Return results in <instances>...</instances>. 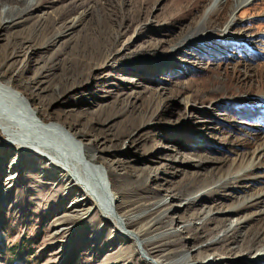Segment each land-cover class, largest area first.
<instances>
[{
	"label": "rangeland",
	"instance_id": "rangeland-1",
	"mask_svg": "<svg viewBox=\"0 0 264 264\" xmlns=\"http://www.w3.org/2000/svg\"><path fill=\"white\" fill-rule=\"evenodd\" d=\"M214 2L40 0L15 26L0 28V81L15 79L14 88L0 86L8 96L4 98L8 101L0 100V118L16 128V136L26 130L34 132L33 137L48 134L49 125L44 124L57 121L72 134L82 135L79 142L72 141L79 150L62 145L56 150L72 155L77 171L95 179L100 202L111 200L117 218L126 212L128 217L137 216L130 229L136 231L147 220L139 219L143 209L166 200L161 210L169 213L160 232L195 225L192 232L171 239L177 243L176 252L191 256L210 243L215 227L199 229L200 221L190 220L194 210L216 214L239 198L264 191V171L257 170L227 190L197 198L193 207H178L264 146V0H250L240 8L238 0H221L215 7ZM9 5L1 0L0 13ZM231 15L225 36L201 40V35L223 29ZM73 19L79 22L69 30ZM58 33L62 36L56 37ZM28 89L36 95L34 101L20 94ZM219 105H230L237 112L262 107V115L240 120L222 112ZM38 107L44 124L35 118ZM16 117L28 119V124ZM3 132L0 156L7 159L0 161V264L154 261L144 255L139 241L112 221H104V211L93 203L73 205L83 197L82 189L66 198L68 183L63 182L62 191L58 185L65 181V172L55 177L48 169L40 170L39 156L27 153L25 143H10ZM85 146L96 154L95 165L83 157ZM174 159L185 164L180 168ZM16 161L19 168L13 169L11 163ZM259 163L263 169L264 159ZM179 169L187 175H179ZM43 174L48 178L43 180ZM7 178H14L12 188ZM36 181L39 187L28 190V184ZM5 191L11 192L9 196ZM263 210L264 199L238 217ZM231 222L229 218L227 224ZM245 230L252 250L242 263L219 250L200 255L210 264H264V258L251 259L264 244V216ZM243 234L244 229L233 234L231 248ZM169 240L158 249L159 256L171 250L164 245Z\"/></svg>",
	"mask_w": 264,
	"mask_h": 264
},
{
	"label": "bare ground",
	"instance_id": "bare-ground-1",
	"mask_svg": "<svg viewBox=\"0 0 264 264\" xmlns=\"http://www.w3.org/2000/svg\"><path fill=\"white\" fill-rule=\"evenodd\" d=\"M3 1L6 4L10 3V5L9 7L4 8L2 12L0 13V28L2 30H8L12 28L13 26H15L18 23L17 21L24 14H26L31 9H35L40 2V0H32V1L3 0ZM220 1L221 0H215L213 6L215 7L217 4L221 3ZM249 1L250 0H243V1H240L239 3V0H238V5L236 6V8H240V7L247 5ZM12 3L17 5V7L11 6ZM77 21H78L77 19H73L70 21L68 25V27H70L69 30L77 27V24H76ZM232 22H233V16L231 15L229 22L223 27V29H221L220 31H217V33L216 32L205 33L201 35L202 37L201 40H206L209 42V41H212L213 39H216V37L218 38L219 36H225ZM61 36L62 34L58 33L56 37H61ZM177 49L179 48H174L173 51H176ZM14 83H15V79L8 81L6 83H2L0 81V86L11 89V88H14L13 87ZM30 90L31 89H28V91L27 90L22 91V93L20 94L22 96H25L26 99L28 98L29 101H34L36 95L32 93ZM4 92H5V89H4ZM5 97H8V96L7 95L5 96L2 92H0V100L2 103L3 101L4 102L8 101L7 98L4 99ZM41 112L42 111L39 109V107L34 109V115L37 120L41 118ZM15 119H17V121H20V122L24 121L23 119L18 118V117H16ZM24 122L25 124H28V119H26V121ZM40 122L44 124L43 121H40ZM44 125H47V126L49 125L48 134H45V135L43 134L42 136L37 135L33 137L32 135L34 134L33 132L34 130L32 131L33 132L32 135L31 133H29L30 130L28 132L26 130V131L19 132L18 136H16L14 133L16 128H13L12 127L13 125H11L7 121L0 118V130L2 129L5 132V133L3 132V136L7 138L10 143L12 142L19 143V141H20V144L25 143V147H26L25 151L27 153L37 154L41 161L45 160L46 164L41 161H39L40 163H36V166H38L40 170L48 169V171L49 170L51 171L52 176L53 175L55 176V174L61 173V171H64L66 179L65 181L58 182V185H60V191H62L63 190L62 187H64L62 185L63 182L65 186L68 183L69 187L65 188L67 189V191L69 190V193L67 192L66 198L74 196L75 191H77V189L79 188L82 189L83 197L81 199H78L77 201L75 200V203H73V205L83 207L84 205H87L89 202H91L93 203V205H95V208L98 209L99 212L104 211V213H102V216L104 215L106 217V218L105 217L103 218L104 221H108L107 223H110V221H112L115 225H118L120 229L126 232V235L128 237H131L132 239H136L142 244L144 248V252H145L144 255L148 257L149 259H154V261H151V262L146 261L148 264H196V263L197 264H210L211 261L209 259H204L203 258L204 256L202 257V255H200L205 250L206 251L217 250V252L219 250L220 252L222 251L223 255L237 256L238 263H242L243 256L249 255L251 253L252 247L249 245V241H248L249 231L245 229L248 228V226L252 222H255L259 220L261 217H263L264 210L259 211V212L258 211L254 212V214L251 213V214L242 215L240 217L238 216L244 213L245 211H247V209L249 208H254V207L259 206L261 203V200L264 199V191L261 193H256L254 195L245 197V198H239L236 203L230 205L229 207L222 208L216 214L212 212H205V213L198 214L197 210H194L191 213L190 220L198 219V221H200V224H198L199 229L200 227H204L206 225H210V224L215 225L214 229L211 232V234L214 235V237L210 241L209 244L207 243L206 246L196 249L197 256H191L189 255V253L183 252V251L176 252L175 248L177 246V243L176 241H171V239L173 238L179 239L181 235H184L188 232H192L193 230L196 229L195 225L194 226H184L183 230L179 232H175L171 230H165L164 232H160L161 225L168 218L169 212L165 210L164 211L161 210V207L166 204V200H159L155 202L152 206L148 205L146 209H143V211L140 213L139 219L141 217V219L147 218V220H145L143 225H140L136 231H130L131 227H133L137 223V220L135 222L134 221L132 222V219L137 216L128 217L129 214L127 212L125 215H123V217L120 216L119 218L113 215L112 213L114 212L110 209L112 201L109 200L105 204H102L100 202V199H99V195L101 194L100 189H99L100 187L98 186L97 182L94 183L95 179H93V177L91 176L88 177L82 172L77 171L78 169L75 168L76 164L73 163L71 159L72 155L67 156L63 153L57 152L58 150L56 148L57 145H58V148H59V145L60 146L62 145L63 147L66 146V147L71 148L73 151L79 150L75 142H72V141H78V139H82L83 136L78 133L72 134L70 128L65 129V126L58 121L55 123L44 124ZM20 136H24L26 139L23 141L21 140ZM29 139L31 140L29 141ZM69 140L71 141L72 144L69 142ZM2 152L3 151H0V155L1 154L4 155V153ZM83 155H84L83 157L90 163V165L96 164V161H97L96 154L87 146L83 148ZM5 157L6 158H3L0 156V161H3V160L5 161L7 159V156ZM17 158H19V155H17L16 160ZM263 159H264V146L260 149L255 150L251 155H249L247 160L244 159V162L241 164V166H238L237 168L235 167V169H231L230 171H228L214 185L209 186V187L205 186L203 189H200L197 196L195 195L187 196L186 199L182 200V203L178 205V207L182 209L193 207L194 204H196L197 202V198L209 197L212 194H217L221 190H227L229 189V187L233 185L235 181H239L242 178L248 177L254 171H257V170L264 171V168L260 169V166H259L260 164L259 162ZM173 162H174L173 164H175L176 166L180 168L183 166V164H185L179 159H174ZM52 166L53 168H51ZM11 167H13V169H18L19 162L16 161L15 163H11ZM194 167H197V166H194ZM183 173L187 175L185 171H182V169H179L178 174L181 175ZM37 177L39 178V176ZM46 177L48 178V175L46 174H43V176H41L43 180L46 179ZM13 182L15 183L14 178L6 179L8 188L9 187L12 188L10 183H13ZM38 187H39L38 181H36L35 183L28 184L27 186L28 190L30 191L37 189ZM4 193H7L6 194V197H7L9 196L11 192L9 193V191H5ZM115 197L116 195L113 194L112 199H114ZM116 210L118 212V209H115V212ZM236 217L237 219H235ZM229 218L232 220V222L227 224V221L229 220ZM183 219L184 217L181 218V220ZM57 226L58 224L55 225V227ZM240 229H244V234L240 237L239 236L236 237L235 247L231 248L230 246L233 245V243H231L230 239L233 236V234H236L237 231H239ZM150 234H153V235H150ZM168 239L170 240L164 243V245L168 246L171 250H168L162 256H159L158 249L163 247L162 243ZM191 240L194 241V239H191ZM221 245L223 246L222 248L219 247ZM254 252L255 253L251 257L252 260H255L258 262L261 259H263L264 258V244L260 246L258 249H255ZM191 259H194V260H191ZM119 261L124 262V260H119Z\"/></svg>",
	"mask_w": 264,
	"mask_h": 264
},
{
	"label": "trees",
	"instance_id": "trees-1",
	"mask_svg": "<svg viewBox=\"0 0 264 264\" xmlns=\"http://www.w3.org/2000/svg\"><path fill=\"white\" fill-rule=\"evenodd\" d=\"M188 71L192 74L195 72L191 69H189ZM219 109H221L222 112L226 113L230 117L238 118L240 120H245L247 118L255 117L257 115H262V113H261L262 107H256V106H247V108L242 107V108H240L239 112H237L230 105H228V106L227 105H219ZM9 264H16V263L14 261H12Z\"/></svg>",
	"mask_w": 264,
	"mask_h": 264
}]
</instances>
